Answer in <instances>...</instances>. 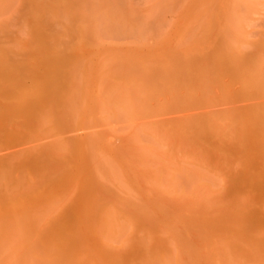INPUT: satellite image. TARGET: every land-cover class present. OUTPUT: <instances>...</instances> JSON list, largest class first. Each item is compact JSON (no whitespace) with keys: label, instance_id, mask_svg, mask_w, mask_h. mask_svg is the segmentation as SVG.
Segmentation results:
<instances>
[{"label":"rangeland","instance_id":"1","mask_svg":"<svg viewBox=\"0 0 264 264\" xmlns=\"http://www.w3.org/2000/svg\"><path fill=\"white\" fill-rule=\"evenodd\" d=\"M194 1L175 0L174 2L173 0L174 5L172 0H0V173L2 174H0V220L2 219L0 239L5 240L3 238L7 237L6 239L11 238L12 241L14 239L22 241L26 238L23 244L33 245V264H64V262L69 264L67 261H73L77 251L83 252L81 256L86 253L84 257H88L86 260L75 259L80 264L82 260L85 262L89 259L93 264H98V260H101L102 264H162L164 257L169 262L173 261L170 264H179L180 256L182 264H210L219 259L220 264H264V258L259 254L245 255L253 249L251 247L253 245L264 248V237H262L264 236L262 232L264 230V114L260 112V108L251 106L259 104V101L264 99V79L258 81L256 75L257 77H253V80L246 79L250 84L246 86V81L244 85L242 84V74L234 78L219 67H215L216 58L220 57L218 54H224L227 49L228 51H225L227 54L231 50H236L231 55L232 65L236 56L248 57L247 64L251 69L256 72L261 68L264 69V54L261 53L262 50L260 52L257 50L260 46V48L264 47V0H223L222 7L219 9L227 8L226 10L232 11L227 14H215L216 9L213 5L218 8L217 4L220 2L212 1L211 5L202 7L204 5L200 6L197 1L198 6L194 3L198 7L196 8L192 5ZM209 6H212V9ZM109 26L111 28L108 29ZM234 39L239 42L234 44ZM217 41L220 42L219 45ZM217 49L222 52L220 53ZM216 51L219 53L217 54ZM212 63L215 64L212 65ZM147 76H150V79ZM210 77L213 79H209ZM101 81L103 86L100 84ZM127 86L131 91H127ZM114 88H116L115 91H113ZM102 89L105 91L104 94ZM238 90L239 92L242 90L257 92L261 99H238L233 94V91L238 92ZM115 95H119L120 98L115 99ZM105 96L109 98L106 103ZM66 97L70 101L68 104ZM110 98H112L111 101ZM119 99L124 100L123 103L128 102L124 103L125 108ZM115 100H118L122 106L120 104V107ZM116 104L122 108H119V112L115 111L118 108ZM67 105L71 108L70 111L65 109ZM102 106L106 108L103 109ZM101 108L106 110L105 113ZM249 108L252 119H261L258 123L259 131L256 133L246 122L237 120L233 125L231 121L228 122L230 119L228 112ZM49 111L53 114L52 116ZM40 116L47 118V121L43 118L46 123L49 122V124L45 123L46 127ZM69 117L70 121L67 120ZM88 121L91 122L88 123ZM155 127L158 132L153 129ZM55 139L61 148L55 147ZM87 141L91 144L88 142L89 144L86 145ZM166 141L172 144L169 146ZM182 141L183 143L180 144ZM188 142L193 143L189 147L193 146L195 148L193 152L201 158L203 154L208 153L205 154L208 156L204 155L203 159L199 156L200 160L204 161L203 166L200 161H196L195 156L198 158V155L191 152L193 148H187ZM201 145L209 150L205 151L204 147H200ZM239 149L241 152L238 151ZM154 152L156 153L153 154ZM146 154L150 155L146 156ZM89 155L95 156L96 159L102 158L103 163L99 160L100 166H93L91 158H88ZM83 156H86L88 160H84ZM225 157L226 160H224ZM146 159L153 162H147ZM144 161L147 163L145 170L143 169ZM61 163H66L63 164L64 169ZM138 163H141V167ZM148 163L151 164L153 172L149 171L151 168ZM61 169L70 172H66V175ZM91 169H95V172L90 171ZM113 169L114 171H111ZM143 170L148 172L145 173ZM214 170L219 174H215ZM224 170L226 171L223 174ZM149 172H151L150 175H148ZM70 173L72 178L75 176L72 179L74 189L71 185ZM221 173L225 177L224 181ZM18 175L20 178L17 177ZM145 177L147 179L149 177L150 181ZM215 177L216 183L223 181V185L218 186V184V187H213L216 185ZM219 178L221 180L217 181ZM65 181H69V184ZM74 181L77 183L73 184ZM225 181L227 183L224 185ZM12 185L13 189H11ZM149 185L153 186L152 193L154 191L159 193L163 203L157 200V192L155 193L157 197L150 193L152 189ZM65 186L67 187L64 188ZM120 187H124L125 190ZM198 187L204 189L209 187L210 190L203 189L204 196L200 200L192 201L197 191L203 192ZM7 188H10L12 192L10 193ZM60 188L61 191L65 189L64 194L68 188L72 189L67 191L69 200V197L65 199L67 193L57 195L56 192ZM53 190L55 191L52 192ZM61 191H58V194ZM217 191L219 192L216 193ZM61 195L64 198H61ZM162 195L164 197H161ZM237 196L243 200H239ZM53 198L60 199L59 206H63L58 209L59 211L56 210L58 211L56 214L48 212L50 214L44 215L46 218H40L46 222L43 228L44 222L42 220L39 222V216L37 217L36 214L39 215L40 210L47 208L46 205H49ZM214 199H216L214 203L218 204L217 212L207 213V208L212 210L207 201L213 202ZM244 200L246 205H243ZM238 202H240L239 205ZM40 203L42 205L47 203L46 207L41 209ZM64 203L69 204L65 206ZM170 205L178 210H174ZM64 207L67 212H61L65 216L68 214L66 221L62 218L64 216L60 217L62 214L57 216ZM109 207L113 209L112 212L106 210L110 209ZM30 209H33L32 218H29V212L26 213ZM132 210L146 220L140 219L139 215L137 217ZM179 210L183 211L179 213ZM80 213L81 216H79ZM92 213L93 216H89ZM108 213L113 215L119 227L126 228L124 223L128 227L127 231H122L123 229L117 231V236H120L117 239L114 235L116 238V240L113 238L114 242H110L112 239L109 242L106 240L113 246L110 248V253L107 248L109 246L105 248L106 241L104 246L100 241L101 238L96 234L98 232L95 231L103 224L104 215ZM229 213L232 215L230 216ZM15 215H19L17 221L14 219ZM86 215H88L87 218L84 217ZM54 218L62 222L59 224L62 225L61 229L66 226V229L63 228L66 233L61 231L65 234L57 232L60 227H55L57 229L55 231L54 225L57 223H54L57 219ZM196 218L202 222L196 220L198 224L192 223ZM3 219L7 222V230L1 225H4ZM9 219L10 221H7ZM12 220L15 221L12 222ZM52 221L54 225L50 224ZM34 222L42 224L41 227L34 224L41 229L34 230ZM100 223L102 224L99 225ZM190 223L194 225V228ZM203 223H208L216 230H213L211 234L210 230H205ZM229 223L235 224L233 225L236 231L234 232L235 240L223 239V247L220 244L214 245L216 252L208 241L221 234L220 228L223 229ZM22 224H26L23 233L27 237L19 240L21 236L17 228V233L14 232L15 227L11 236L8 235L9 230L12 229L11 226L20 227L21 231ZM157 226H160L166 234L165 239L163 234L160 235V227ZM186 228L190 230V233ZM199 231L201 234L210 236L207 241L208 247L207 243L197 238L198 235H191ZM100 233L101 231L98 235ZM138 233L142 236H138ZM15 234H19L20 237L13 238ZM74 238L84 241L82 244L85 249L78 248L80 245L76 246ZM168 239H170L169 244H167ZM79 240L76 242L80 244ZM64 242L67 245L65 250L69 249L68 253L71 252L70 248L73 250V253L69 254L73 256V259L67 253L61 254L65 252ZM141 242L145 243L146 250H150H148L149 257L146 254L143 255L147 252H144V247L141 248ZM241 242L242 246L239 245ZM95 243L98 247H102L99 251ZM200 243L205 245H198ZM249 243L254 244L250 246ZM86 244L91 246L87 247ZM42 245L44 248L53 247L56 250L51 252L50 249L49 255ZM93 245L96 252L91 248ZM245 245L250 250L243 251ZM0 249L3 251L1 246ZM90 249L96 255L93 256ZM102 249L103 252H101ZM223 249H229L225 261L222 257L226 256L219 255ZM237 249L244 256L236 254ZM59 251L61 255H58ZM170 251H173L174 256ZM1 252V260L11 257L9 251L4 252V254L8 252L7 255ZM89 252L91 255L88 256ZM207 253H210L209 260H207ZM66 254L69 258H64ZM55 255L59 262L53 258ZM92 257H96V260ZM260 257L262 263L259 261Z\"/></svg>","mask_w":264,"mask_h":264},{"label":"bare ground","instance_id":"2","mask_svg":"<svg viewBox=\"0 0 264 264\" xmlns=\"http://www.w3.org/2000/svg\"><path fill=\"white\" fill-rule=\"evenodd\" d=\"M13 1H14V0H13ZM187 1H188V0H187ZM187 1L185 0V2H187ZM190 1L192 2V1H194V0H190ZM197 1H199L200 6H201V5H204V6H202V7H205V5H206V6H207V5H211L212 3H210V2H212V1H214V2L217 1L218 3L220 2V4H217L218 8H217L216 6L213 5V8L216 9V10L214 11L215 14H216V13L227 14V13H230L229 11H231L230 9L226 10L227 8H226L225 10H224V9H223V10L219 9V7H220V8L222 7V5H221L222 3H221V2H222L223 0H196V2H197ZM174 2H175V0H174ZM174 2H173V0H172V4H174ZM178 2H179V1H178ZM178 2H177V3H178ZM191 2H190V4H191ZM196 2L194 1L192 5L195 6L196 8H198V7H197L198 4H197ZM194 3H196L197 6H196ZM183 4H184V3H183ZM183 4H182V5H183ZM190 4H189V5H190ZM174 5H175V4H174ZM187 5H188V4H187ZM189 5H188V6H189ZM192 5H191V6H192ZM236 5H237V4H236ZM10 6H11V4H10ZM10 6L8 7V11H9ZM209 7H211V9H212V6H209ZM179 8H181V6H180ZM189 8H190V7H189ZM189 8H188V9H189ZM3 9H4V8H3ZM74 9H75V8H74ZM211 9H209V10H211ZM4 11H6V10H4ZM84 11H85V10H84ZM187 11H188V10H187ZM86 12H87V11H86ZM188 12H189V11H188ZM192 12H193V10H192ZM231 12H232V11H231ZM72 13H73V12H72ZM2 14H3V13H2ZM189 14H190V13H189ZM191 14H192V13H191ZM221 14H220V15H221ZM0 15H1V14H0ZM181 15H182V14H181ZM192 15H193V14H192ZM193 16H194V15H193ZM125 18H126V16H125ZM181 18H182V17H181ZM213 18H214V17H213ZM43 19H46V18H43ZM83 19H84V18H83ZM40 20H41V19H40ZM86 20H87V19H86ZM121 20H122V19H121ZM182 20H183V18H182ZM184 20H185V19H184ZM87 22H88V21H87ZM24 23H25V22H24ZM37 23H39V22H37ZM52 24H53V23H52ZM54 24H55V23H54ZM22 25H23V24H22ZM44 25H46V24H44ZM100 26H101V25H100ZM22 27H23V26H22ZM109 28H111V27L109 26L108 29H109ZM49 29H50V28H49ZM112 29H113V28H112ZM53 31H54V28H53ZM58 31H60L59 28H58ZM108 31H109V30H108ZM97 32H98V30H97ZM119 32H120V31H119ZM119 32H118V33H119ZM103 33H104V32H103ZM110 33H111V32H110ZM61 34H62V33H61ZM96 34H98V33H96ZM96 34H95V35H96ZM228 37H229V36H228ZM229 38H230V37H229ZM51 40H52V39H51ZM238 42H239V41H235V39H234V44H237ZM232 43H233V42H232ZM219 44H220V42L218 43V41H217V45H219ZM50 45H51V42H50ZM258 46H260V44H259ZM229 47H230V46H229ZM229 47H226V48L230 49ZM256 47H257V46H256ZM260 47H261V46H260ZM260 47H258L257 50H258L259 52L262 50L261 53L264 54V47H262V48H260ZM213 48H214V47H213ZM250 48H251V47H250ZM250 48H249V49H250ZM219 49H221V48H219ZM212 50H215V49H212ZM221 50H222V49H221ZM221 50H218V49H217V51H219L220 53L222 52ZM217 51H216V53L218 54L219 52H217ZM225 51H228V50L226 49ZM225 51H224V54H222V55H219V54H218V56H220V57H217V55H216V57H217V58H216V60H217V61H216L217 64L215 65V67H219V68H220L221 70H223L225 73L231 74L232 77H234V76L237 77L238 75L240 76V75L242 74V75H241V77H242V80H241V81H242V84H243V85H244V82L246 81V79L249 80V78L252 79L253 77L256 78V77L258 76V77H257V78H258V81H260V80L262 81V79H264V69L261 68L260 71L258 70L257 72H256V70L251 69V68H250V65L247 64L248 57H239V56H236V57H235L236 59L234 60L233 65H232V64H231V62H232V61H231V55H233V54L236 52V50H234V51L231 50L232 52L230 51V53H228V54H227V52H225ZM258 51H257V52H258ZM239 52H240V51H239ZM239 52H238V53H239ZM249 52H251V51H249ZM253 52H254V50H253ZM209 53H210V52H209ZM251 53H252V52H251ZM251 53H247V54H251ZM245 54H246V53H245ZM248 56H249V55H248ZM214 59H215V58H214ZM81 61H82V60H81ZM192 61H193V60H192ZM208 63H210V62H208ZM78 64H82V63H81V62H78ZM205 64H207V62H206ZM214 64H215V63H214ZM214 64L212 63V65H214ZM251 64H252V63H251ZM122 65H124V64H122ZM122 65H121V66H122ZM201 65H202V64H201ZM203 65H204V64H203ZM210 65H211V64H210ZM119 66H120V65H119ZM54 67H55V66H54ZM205 67H207V66H205ZM222 67H223L224 69H223ZM251 67H252V65H251ZM130 68H131V67H130ZM203 68H204V66H203ZM208 68H210V67H208ZM19 69H20V68H19ZM19 69H18V71H19ZM54 69H55V68H54ZM74 69H75V68H73V71H74ZM76 69H77V68H76ZM124 69L126 70L125 66H124ZM124 69H123V71H124ZM121 70H122V68H121ZM204 70H207V69H204ZM211 70H212V69H211ZM22 71H23V69H22ZM208 71H209V69L207 70V72H208ZM74 72H75V71H74ZM210 72H211V71H210ZM76 73H77V71H76ZM126 73H127V72H126ZM134 73H135V72H133V74H134ZM74 74H75V73H74ZM135 74H136V73H135ZM129 75H130V74H129ZM136 75H138V73H137ZM159 75H160V72H159ZM170 75H171V74H170ZM256 75H257V76H256ZM205 76H207V75H205ZM255 76H256V77H255ZM73 77H74V76H73ZM75 77H78V76L75 75ZM136 77H137V76H136ZM149 77H150V76H149ZM149 77L147 76V78H149ZM207 77H208V76H207ZM235 77H234V78H235ZM103 79H104V78H103ZM149 79H150V78H149ZM194 79H195V78H194ZM205 79H207V78L205 77ZM209 79H213V78L210 77ZM243 79H244V80H243ZM77 80H78V78H77ZM98 80H99V79H98ZM100 80H102V79H100ZM141 80H142V78H141ZM146 80H148V79H146ZM224 80H225V79H224ZM248 80H247V81H248ZM252 80H253V79H252ZM79 81H80V80H79ZM204 81H205V80H204ZM212 81H213V80H212ZM247 81H246L247 84H245L246 86H247V85H250ZM250 81H251V80H250ZM250 81H249V82H250ZM72 82H73V81H72ZM142 82H143V81H142ZM13 83H14V82H13ZM75 83H77V81H76ZM75 83H74V84H75ZM79 83H80V82H79ZM104 83H105V81H104ZM257 83H258V82H257ZM100 84H102V81L100 82ZM103 85H104V84H102V86H103ZM251 85H252V84H251ZM246 86H245V87H246ZM4 87H5V86H4ZM117 87H118V86H117ZM117 87H116V88H117ZM127 87H128V86H127ZM127 87H126V89H127ZM242 87H243V86H242ZM101 88H102V87H101ZM116 88H114L113 91H115ZM239 88H240V87H239ZM239 88H238V89H239ZM119 89H120V88H119ZM121 89H122V88H121ZM248 89H249V88H248ZM98 90H99V89H98ZM128 90L131 91V90L129 89V87H128L127 91H128ZM7 91H8V90H7ZM102 91H103V94H104V92H105L104 89H102ZM109 91H110V90H109ZM122 91H124V90H122ZM127 91H124V92H127ZM238 92H239V90H238ZM238 92L233 91L234 96H235L236 98H238V99L255 98V99L257 100V99L260 98V96H259V94H257V92H253V91H250V90H244V91L242 90V91H240L239 93H238ZM112 93H113V92H112ZM117 93H118V92H117ZM121 93H122V92H121ZM128 93H130V92H128ZM230 93H231V91H230ZM261 93H262V92H261ZM25 94H27V92H26ZM75 95H76V94H75ZM108 95H110V94H108ZM119 95H120V94H119ZM119 95H118V96L115 95L116 97L114 96V98L116 99L117 97H119ZM123 95L126 96L125 93H123ZM130 95H131V93H130ZM132 95H133V94H132ZM19 96H20V95H19ZM77 96H78V95H77ZM100 96H101V95H100ZM121 96H122V94H121ZM134 96H135V95H134ZM52 97H53V96H52ZM106 97H108V96H105V98H106ZM122 97H123V96H122ZM136 97H137V95H136ZM136 97H135V98H136ZM241 97H242V98H241ZM53 98H54V97H53ZM66 98H68V97H66ZM75 98H76V97H74V99H75ZM112 98H113V97H112ZM112 98H110V101H111ZM119 98H120V97H119ZM123 98H125V97H123ZM123 98H122V99H123ZM71 99H72V98H71ZM108 99H109V98H108ZM108 99L106 98V100H104V98H103V100L105 101V103L107 102ZM137 99H138V98H137ZM260 99H261V98H260ZM76 100H77V99H76ZM78 100H79V99H78ZM119 100H120V99H119ZM256 100H255V101H256ZM65 101H66V100H65ZM72 101H73V100H72ZM115 101H116V103L119 104L118 100H115ZM123 101H124V100H122V101L120 100V102H122V104H124L125 102H126V104L128 103L127 101H125V102L123 103ZM68 102L70 103L69 98L67 99V102H66V103L68 104ZM133 102H134V100H133ZM133 102H132V103H133ZM259 102H260L259 104H254V105H251V106H253V107L257 108V109L260 108V110H261L260 112H262V114H264V99H262V101L260 100ZM109 103H110V102H109ZM111 103H112V102H111ZM97 104H98V100H97ZM107 104H108V103H107ZM120 104H121V103H120ZM120 104H119V106H120ZM122 104H121V106H122ZM134 104H135V102H134ZM134 104H132V105H133L132 108L135 110V108H134ZM213 104H214V103H213ZM64 105H66V104H64ZM70 105H74V104H70ZM100 105H101V104H100ZM103 105H105V104H103ZM110 105H111V104H110ZM116 105H117V104H116ZM95 106H96V105H95ZM117 106H118V105H117ZM119 106H118L117 109H115V111H118V112H119V108L121 107V106H120V107H119ZM102 107H103V109L106 108V106H102ZM125 107H126V105L124 104V105H123V108H125ZM135 107H136V105H135ZM60 108H62V107H60ZM109 108H110V107H109ZM65 109H67V111H70L69 109H71V108H68V105H67V106L65 107ZM101 109H102V108H101ZM103 109H102V110H103ZM120 109H122V108H120ZM127 109H128V108H127ZM127 109H126V110H127ZM107 110H108V109H107ZM236 110H237V109H236ZM236 110H235V111H232V112H228L229 114L227 113L228 116H229V118H230L228 122L231 121V122H232L231 125L235 124V122L238 120L239 122H240V121H242V122H246V124H248V125L250 126V128L253 130V132L256 133L257 131H259V130H258V123H259V121H260L261 119H252L251 116H250V111H251L250 108H249V109H239V111H238V110L236 111ZM252 110H253V109H252ZM67 111H66V112H67ZM103 111H104V110H103ZM105 111H106V110H105ZM105 111H104V113H105ZM219 111H221V109H219ZM258 111H259V110H258ZM47 112H48V111H47ZM59 112L61 113V111H59ZM74 112H75V111H74ZM120 112H121V111H120ZM49 113L51 114V116L53 115L50 111H49ZM106 113H107V112H106ZM42 114H43V113H42ZM42 114H41V115H42ZM44 115H45V114H44ZM44 115H42V116H44ZM119 115H120V114H118V116H119ZM125 115H126V114H125ZM47 116H49V114H47ZM64 116H66V114H65ZM71 116H72V114H71ZM122 116H124V115H122ZM122 116H121V117H122ZM228 116H227V117H228ZM40 117H41V116H40ZM49 117H50V116H49ZM49 117H48V119H49ZM72 117H73V116H72ZM43 118H44V117H41L40 119L44 121L43 123H44V126H45V123H46V121H47V118H44V119H46V121H45ZM38 119H39V118H38ZM68 119L71 120L70 117L67 118V120H68ZM41 120H39V121H40V124H41ZM50 120H51V119H50ZM70 120H68V121H70ZM89 120H90V119H89ZM35 121H36V120H35ZM212 121H214V120H212ZM90 122H91V121H88V123H90ZM160 122H162V121H160ZM47 123L49 124V122H47ZM47 123H46V124H47ZM72 124H73V123H72ZM213 124H214V123H213ZM227 124H228V123H227ZM256 124H257V125H256ZM67 125H69V124L67 123ZM70 125H71V124H70ZM70 125H69V127H70ZM165 125H166V124H165ZM172 125H173V124H172ZM4 126H5V125H4ZM46 126H47V125H46ZM46 126H45V127H46ZM71 126H72V125H71ZM84 126H86V125H84ZM89 126H91V125H89ZM220 126H221V125H220ZM225 126H226V125H225ZM6 127H7V126H6ZM13 127H14V126H13ZM67 127H68V126H67ZM150 127H151V126H150ZM7 128H8V127H7ZM72 128H73V126H72ZM146 128H147V127H146ZM14 129H15V128H14ZM38 129H39V128H38ZM153 129H154L156 132H158V130H157L156 127L153 128ZM229 129H230V128H229ZM22 130H23V129H22ZM159 130H161V129L159 128ZM23 131H24V130H23ZM67 131H68V130H67ZM69 131H71V130H69ZM69 131H68V132H69ZM140 131H141V130H140ZM168 131H169V130H168ZM39 132H40V131H39ZM176 132H177V131H176ZM42 133H44V132H42ZM47 133H50V132H47ZM154 133H155V132H154ZM173 133H174V132H173ZM211 133H212V132H211ZM220 133H221V132H220ZM44 134H45V133H44ZM59 134H60V133H59ZM61 134H62V133H61ZM61 134H60V135H61ZM137 134H138V133H137ZM43 136H44V135H43ZM164 136H165V135H164ZM189 136L192 138L191 135H189ZM19 137H20V136H19ZM48 137H49V136H48ZM71 137H72V136H71ZM56 138H57V137H56ZM65 138H66V136H65ZM65 138H64V139H65ZM167 138H168V137H167ZM69 139H70V138H69ZM72 139L74 140V138H72ZM82 139H83V138H82ZM57 140H58V139H57ZM59 140H60V139H59ZM65 140H67V138H66ZM73 140H72V141H73ZM69 141H70V140H69ZM161 141H163V140L161 139ZM177 141H178V140H177ZM55 142H56V139H55ZM88 142H89V141H87L86 145L90 143V142H89V143H88ZM56 143H57V144H56ZM56 143H54V144L56 145L55 147L58 146V147H57L58 149L61 148V147H60L61 145H58L59 142L57 141ZM166 143L169 144V146H170V144H172V142L170 143V141H169V142L166 141ZM181 143H183V141L180 142V144H181ZM212 143H213V142H212ZM60 144H61V143H60ZM90 144H91V143H90ZM164 144H165V143H164ZM192 144H193V143H192ZM192 144H190V143L188 142V146H187V148H190V149L193 148V146H192V147H189V145L191 146ZM233 144H234V143H233ZM184 145H185V144H183V147L186 148V145H185V146H184ZM83 146H84V145H83ZM177 147H178V146H177V144H176V148H177ZM200 147H204V146L201 145ZM42 148H43V147H42ZM57 148H56V149H57ZM154 148H155V147H154ZM181 148H182V147H181ZM185 148H183V149H185ZM58 149H57V150H58ZM151 149H153V148H150V150H151ZM178 149H179V148H178ZM194 149H195V148L191 149V150H192L191 152H193ZM201 149H202V148H201ZM204 149H205V147H204ZM232 149H233V148H232ZM0 150H1V149H0ZM57 150H56V153L58 152ZM153 150H154V149H153ZM153 150H152V151H153ZM158 150H159V149H158ZM158 150H157V151H158ZM187 150H188V149H187ZM207 150H209V149H205V151H207ZM233 150H234V149H233ZM43 151H44V148H43ZM59 151H61V150H59ZM145 151H146V149H145ZM147 151H149V150H147ZM155 151H156V149H155ZM238 151L241 152L240 149H239ZM196 152H197V150H196ZM59 153H63V152H59ZM146 153H147V152H146ZM150 153H151V152H150ZM155 153H156V152H154L153 154H155ZM193 153H194V152H193ZM198 153H199V152H198ZM18 154L20 155V153H18ZM151 154H152V153H151ZM194 154H195V153H194ZM200 154H201V151H200ZM205 154H208V153H205ZM205 154H203V156H204ZM149 155H150V154H148V155L146 154V156H149ZM156 155H158V153H157ZM195 155H198V154L196 153ZM90 156H91V157H90ZM140 156H141V155H140ZM199 156H200V155H198V158H196V156H195V159H197V160H196L197 162L200 161L201 164H202L201 166H203V162H204V161L202 162V161L200 160L201 156H200V158H199ZM203 156H202L201 159H203ZM205 156H208V155H205ZM212 156H213V154H212ZM221 156H223V155H221ZM81 157H82V156H81ZM83 157H84V156H83ZM85 157H86V156H85ZM85 157H84V158H85ZM87 157H88V156H87ZM193 157H194V155H193ZM213 157H214V156H213ZM219 157H220V156H218V158H219ZM68 158H69V157H68ZM84 158H83V159H84ZM88 158H91L90 160H91L92 163H93L92 165L95 166V167H97L98 165L100 166V164L98 163L99 160H100V161H99L100 163H101V160H102V163H103V159H102L101 157H100L101 159H99V157H98V159H96L95 156L92 157V155H89ZM88 158H87V159L85 158L84 160H88ZM142 158H143V157H142ZM142 158H141V159H142ZM214 158H216V157H214ZM214 158H213V159H214ZM222 158H223V157H222ZM83 159H82V160H83ZM94 159H95V160H94ZM191 159H193V158H191ZM220 159H221V158H220ZM229 159H230V158H229ZM11 160H12V159H11ZM11 160H10V161H11ZM13 160H14V159H13ZM69 160H70V159H69ZM82 160H81V161H82ZM96 160H97V161H96ZM146 160H148L147 162L150 161V163L153 162V161H151V160H149V159H146ZM204 160H205V161H210V160H212V159H210V160L204 159ZM224 160H226V157H225ZM230 160L232 161V159H230ZM230 160H228V161H230ZM46 161H47V160H46ZM71 161H72V160H71ZM95 161H96V162H95ZM106 161H107V159H106ZM106 161H105V162H106ZM111 161H112V160H111ZM136 161H138V160H136ZM60 162H61V161H59V163H60ZM74 162H76V161H74ZM77 162H78V161H77ZM142 162H143V161H141V163H142ZM215 162H217V161H215ZM224 162H225V161H224ZM49 163H50V162H49ZM70 163H71V162H70ZM95 163H96L97 165H95ZM115 163H116V162H115ZM115 163H113V164H115ZM141 163H140V164H141ZM150 163H148V166L150 165L149 167L151 168L149 171L153 172V171H152L153 168L151 167V164H150ZM206 163H207V162H206ZM211 163H212V162H211ZM220 163H222V162H220ZM235 163H236V162H235ZM10 164H11V162H10ZM57 164H58V163H57ZM61 164L63 165V164H66V163H61ZM138 164H139V163H138ZM140 164H139V165H140ZM146 164H147V163L144 161V163H143V166L145 165L144 168H143V166H142V168H143L144 170H145ZM213 164H214V163H213ZM59 165H60V164H59ZM104 165H105V164H103V166H104ZM106 165H107V164H106ZM139 165H138V167H139ZM198 165H200V164H198ZM211 165H212V164H211ZM228 165H229V164H228ZM235 165H236V164H235ZM66 166H67V165H66ZM66 166H65V169H67ZM101 166H102V165H101ZM107 166H108V165H107ZM153 166H154V165H153ZM205 166H207V165H205ZM78 167H79V166H78ZM104 167H106V166H104ZM115 167L117 168V166H115ZM140 167H141V165H140ZM140 167H139V168H140ZM235 167H236V166H235ZM235 167H234V169H235ZM61 168H62V166H61ZM98 168H99V167H98ZM100 168H103V167H100ZM139 168H136V169H139ZM142 168H141V169H142ZM215 168H216V167H215ZM228 168H229V166H228ZM10 169H11V168H10ZM58 169H60V168H58ZM63 169H64V165H63ZM70 169H71V168H70ZM79 169H80V168H79ZM111 169H112V168H111ZM114 169H115V168H114ZM114 169L111 170V171H114ZM223 169H224V166H223ZM236 169H237V168H236ZM75 170H76V169H75ZM92 170L94 171L95 169H91L90 171H92ZM139 170H140V169H139ZM139 170H138V171H139ZM144 170H143V172H145V173L148 172V171H144ZM147 170H148V169H147ZM209 170H210V168H209ZM212 170H213V168H212ZM59 171H60V170H59ZM61 171H63V170L61 169ZM68 171H69V170H68ZM68 171L65 170V171H63V173H64V172H65V173H66V172L68 173ZM81 171H82V170H81ZM85 171H86V170H85ZM98 171H99V170H98ZM140 171H141V170H140ZM167 171H168V170H167ZM170 171H171V170H170ZM181 171H183V169H182ZM214 171L216 172V170H214ZM217 171H219V170H217ZM220 171H222V169H221ZM225 171H226V170H224L222 173L224 174ZM2 172H3V171H2ZM10 172H11V171H10ZM69 172H70V171H69ZM74 172H76V171H74ZM78 172H79V171H77V173H78ZM88 172H89V171H88ZM94 172H95V171H94ZM115 172H116V170H115ZM151 172H149L148 175H150ZM157 172H158V171H157ZM47 173H48V172H47ZM67 173H66V175H67ZM83 173H84V172H83ZM85 173H86V172H85ZM96 173H97V172H96ZM155 173H156V171H155ZM212 173H213V171H212ZM222 173H221L220 175H223ZM0 174H1V173H0ZM19 174H20V173H19ZM57 174H59V173H57ZM100 174H101V173H99V175H100ZM112 174H113V173H112ZM164 174H165V173H164ZM190 174H192V172H191ZM215 174H219V172H218V173L216 172ZM1 175H2V174H1ZM28 175H29V174H28ZM78 175H79V174H78ZM83 175H84V174H83ZM155 175H156V174H154V176H155ZM208 175H209V174H208ZM220 175H219V177H221ZM21 176H23V175H21ZM63 176H64V174H63ZM69 176H71V173H70ZM156 176H157V175H156ZM165 176H166V175H165ZM165 176H164V177H165ZM209 176H210V175H209ZM211 176H213V175H211ZM9 177H10V176H9ZM17 177L20 178L19 175H18ZM17 177H16V178H17ZM23 177H24V176H23ZM74 177H75V176H73V178H72V176H71V185H72V179H74ZM97 177H98V176H97ZM141 177H142V176H141ZM54 178H55V176H54ZM62 178H63V177H62ZM65 178H67V177H65ZM68 178H69V180H70V177H68ZM78 178H79V177H78ZM78 178H76V180H78ZM145 178H146V177H145ZM60 179H61V178H60ZM92 179H93V178H92ZM96 179H97V178H96ZM146 179H147V178H146ZM215 179H217V178L215 177L214 180H215ZM222 179H223V181L225 180L224 175L222 176ZM53 180H54V179H53ZM57 180H58V179H57ZM79 180H80V179H79ZM79 180H78V181H79ZM138 180H140V179L138 178ZM141 180H142V179H141ZM147 180L150 181L149 177H148ZM214 180H213V181H214ZM220 180H221V179L219 178V180H217V181H220ZM7 181H8V180H7ZM15 181H16V180H15ZM223 181L220 182V183H216V180H215L216 185L213 184V185H214L213 187H218V186H220V185L223 183ZM19 182H20V181H19ZM19 182H18V183H19ZM41 182H43V181H41ZM54 182H55V181H54ZM65 182H66V181H65ZM75 182L77 183V181H74L73 184H75ZM142 182H143V181H142ZM20 183H21V182H20ZM66 183L69 184V181L66 182ZM66 183H65L64 185H66ZM139 183H140V182H139ZM145 183H146V182H145ZM226 183H227V182L225 181L224 185H225ZM10 184H11V183H10ZM10 184H9V185H10ZM38 184H39V182H38ZM78 184H79V183H78ZM92 184H93V183H92ZM140 184H141V183H140ZM140 184H139V185H140ZM218 184H219V185H218ZM9 185H8V186H9ZM13 185H15V184L13 183ZM13 185H12V186H13ZM21 185L23 186V184H21ZM56 185H57V184H56ZM124 185H126V184H124ZM143 185H146V184H143ZM217 185H218V186H217ZM222 185H223V184H222ZM6 186H7V185H6ZM35 186H36V185H35ZM67 186H68L69 188H71L70 185H67ZM67 186H65L64 188H66ZM121 186H122V185H121ZM226 186H227V185H226ZM56 187H57V186H56ZM60 187H61V186H60ZM62 187H63V186H62ZM72 187H73V189H74V186H73V185H72ZM143 187H144V186H143ZM149 187H151V185H149ZM149 187H147L148 189H147V188H146V189L150 191V188H149ZM152 187H153V186H152ZM152 187H151V189H152ZM222 187H224V186H222ZM222 187H221V188H222ZM13 188H14V186H13L11 189H13ZM21 188H22V187H21ZM21 188H20V189H21ZM28 188H30V187H28ZM69 188H68V190H67V189H66V190H67V191L72 190V189H69ZM95 188H98V187H95ZM120 188H122V187H120ZM123 188H124V187H123ZM123 188H122V189H123ZM125 188H126V187H125ZM144 188H145V187H144ZM5 189H6V187H5ZM8 189L10 190V193H11V192H12L11 189H10V188H7V190H8ZM26 189H27V188H26ZM93 189H94V188H93ZM129 189H130V188H129ZM142 189H143V188H142ZM186 189H187V187H186ZM198 189H202L203 192H201V191H197V193L194 194V196H195V195H196V196L192 198V201H193V200H200V199L204 196L203 193H205V191H204L205 189H207L208 191L210 190L209 187H208V188H205V189H204V188H199V187H198ZM203 189H204V190H203ZM48 190H49V189H48ZM63 190H65V189H63ZM63 190L61 191V188H60V189L58 190V191H61V192H59V194H58V191L56 190V191H57V192H56L57 195L60 196V193H63ZM96 190H97V189H96ZM123 190H125V189H123ZM147 190H145V191H147ZM221 190H222V189H220V191H221ZM54 191H55V190H53L52 192H54ZM67 191H66V193H67ZM74 191H75V190H74ZM16 192H17V191H16ZM25 192H26V191H25ZM28 192H29V191H28ZM52 192H51V194H53ZM64 192H65V191H64ZM152 192H153V189H152V191H151L150 193H152ZM156 192H157V191H154V193H152V194H153V196H155V197L158 196V197H157V198H158L157 200H160V198H159L160 195H159L158 192H157V193H156ZM190 192H192V191H190ZM195 192H196V190H195ZM218 192H219V191H217L216 193H218ZM49 193H50V192H49ZM66 193H65V194L63 193V195H66ZM148 193H149V192H148ZM148 193H147V194H148ZM155 193L158 194V195L156 196ZM193 193H194V192H193ZM16 194H17V193H16ZM25 194H26V193H25ZM152 194H151V195H152ZM189 194H190V193H189ZM13 195H14V194H13ZM63 195H61V198H64V197H62ZM67 195H68V196H67ZM67 195H66L65 199H66L67 197H69V192L67 193ZM71 195H73L72 197H74L73 192H71ZM50 196H51V195H50ZM59 196H58V197H59ZM47 197H49V196H47ZM56 197H57V196H56ZM140 197H142V196H140ZM151 197H152V196H151ZM155 197H154V198H155ZM161 197H164V195H162ZM184 197H185V196H184ZM237 197H238V196H237ZM136 198H138V197H136ZM233 198H234V196H233ZM235 198H236V197H235ZM238 198H239V197H238ZM29 199H30V198H29ZM69 199H70V197L68 198V200H69ZM150 199H151V198H150ZM244 199H245V197H244ZM135 200H136V199H135ZM138 200H139V198H138ZM157 200H156V201H157ZM180 200H181V199H180ZM215 200H216V199H214L213 202L210 201V200L207 201V204H209V205L212 207V210H210L209 208H207V210H208L207 213H211V214H212V212H214V211L217 212L218 204H217V203H214ZM217 200H218V199H217ZM239 200H241V198H239ZM242 200H243V199H242ZM242 200H241V201H242ZM59 201H60V199H58V198H53V199H51V202L49 203V205H48L47 203H46L47 205L45 204L46 206L49 207V209H48V207L45 208L46 206H45L44 204L42 205V204L40 203V204L42 205V206L40 205L41 209H42V207H44V206H45V207H44L45 209H44L43 211L40 210V211H42V212H41L42 214H40V211H39V215L36 214L37 217L39 216V217H38V220H39L40 218H42V217H45V216H44L45 214L47 215V214H50V213H52V212H54V213L56 214V212L59 211L58 209H59L60 207L62 208V206H63L62 204H60V205H62V206H59ZM61 201H62V200H61ZM144 201H145V200H144ZM160 201H162L161 203L164 202L162 199H161ZM183 201H184V200H183ZM188 201L190 202L189 199H188ZM236 201H237V200H236ZM26 202H27V201H26ZM66 202H67V201H66ZM167 202H169V201H167ZM177 202L179 203V201H177ZM216 202H217V201H216ZM219 202H220V200H219ZM223 202L225 203V201H223ZM231 202H232V201H231ZM244 202H245V200L243 201V205H246V203H244ZM138 203H139V201H138ZM144 203H146V202H144ZM144 203H143V204H144ZM165 203H166V201H165ZM165 203H164V205H165ZM239 203H240V202H238L237 204L239 205ZM28 204H29V203H28ZM32 204H33V203H32ZM64 204H65V206H66L67 203H64ZM68 204H69V203H68ZM68 204H67V206H68ZM71 204H72V203H71ZM71 204H70V206L73 205V204H72V205H71ZM146 204H147V203H146ZM237 204H235V205L237 206ZM231 205H232V203H231ZM233 205H234V204H233ZM30 206H31V205H30ZM236 206H235V207H236ZM27 207H28V206H27ZM40 207H39V208H40ZM170 207H171V205H170ZM170 207H169V208H170ZM172 207L174 208L175 206H172ZM172 207H171V208H172ZM245 207H246V206H245ZM245 207H244V208H245ZM31 208H32V207H31ZM86 208H87V207H86ZM109 208H110V209H106V210H107L108 212H109V211L112 212L113 209H112L111 207H109ZM232 208H233V206H232ZM18 209H19V208H18ZM24 209H25V207H24ZM47 209H48L49 211H47ZM133 209H134V208H133ZM135 209H136V208H135ZM189 209H190V207H189ZM241 209H242V207H241ZM245 209L247 210V208H245ZM245 209H244V211H246ZM37 210H38V209H37ZM56 210H58V211H56ZM71 210H72V209H71ZM79 210H80V209H79ZM145 210H146V209H145ZM171 210H172V209H171ZM174 210H178V209H175V208H174ZM183 210H184V209H183ZM183 210H182V211H183ZM16 211H17V210H16ZM18 211H19V210H18ZM61 211H63V213H64V211L67 212L66 207H64V210H63V209L60 210V214L58 213L57 216H60V215L62 214ZM83 211H85V210H83ZM180 211H181V210H179V213H180ZM182 211H181V212H182ZM25 212H26V211H25ZM28 212H29V218H32V217H33V209L28 210L26 213L28 214ZM48 212H50V213H48ZM68 212H69V211H68ZM132 212H133V210H132ZM134 212H135V211H134ZM134 212H133V213H134ZM137 212H138V211H137ZM186 212H187V210H186ZM188 212H189V211H188ZM216 212H215V214H216ZM232 212H233V211H232ZM22 213H23V212H22ZM36 213H37V212H36ZM88 213H89V212H88ZM93 213H94V212H93ZM93 213H92V215H89V216H93ZM133 213H132V214H133ZM170 213H171V212H170ZM172 213L175 215L174 212H172ZM17 214H19V213H17ZM23 214H24V213H23ZM65 214H66V213H65ZM82 214H83V213H82ZM94 214H95V213H94ZM112 214H114V213H112ZM134 214H135L136 216L139 215V214H136V212H135ZM176 214H177V212H176ZM229 214H230V216L232 215V213H229ZM95 215H96V214H95ZM177 215H178V214H177ZM181 215H182V214H181ZM5 216H6V215H5ZM15 216H16L17 218L14 217V219H16V221H17V219H19V217H18L19 215H15ZM22 216H23V215H22ZM62 216H64V217H62ZM67 216H68V214H67L66 216H65L64 214H62L60 217H62L63 220H65V218H66ZM79 216H81V213H80ZM87 216H88V215H86V216H84V217L87 218ZM114 216H115V215H114ZM139 216H140V219H142L143 216H141V215H139ZM243 216H244V215H243ZM243 216H242V217H243ZM60 217H57V218H60ZM129 217H130V216H129ZM137 217H138V216H137ZM144 217H145V216H144ZM8 218H9V217H8ZM24 218H25V217H24ZM45 218H46V217H45ZM57 218H54V219H57ZM117 218H118V217H117ZM168 218H169V217H168ZM171 218H172V217H171ZM171 218H170V219H171ZM20 219H21V217H20ZM42 219H43V218H42ZM42 219H40L39 222H42V221L44 222V220H42ZM48 219H50V217H49ZM143 219H144V218H143ZM143 219H142V220H143ZM188 219H189V218H188ZM3 220L5 221V219H3ZM21 220H22V219H21ZM41 220H42V221H41ZM52 220H53V219H52ZM60 220H61V219H60ZM66 220H67V219H66ZM66 220H65V221H66ZM115 220H116V219L113 217V215H111V213H108L107 215H104V218H103V224L100 223L99 225H101V224H102V225H101L99 228H98V227H97V228L95 227V228H96L95 231H97L98 233L101 231L100 235H98V233H96V232H95V233L97 234L98 237L101 238L100 241L103 243V245L105 246V244H106L105 248H106L107 246H109V247H107V248L109 249V253L111 252V251H110V248L113 247L111 244H108L109 240H111V239L113 240V238H115V236H116L117 239H118L120 235L117 236V231H121V230L123 229V228H121L122 226L119 227V225L115 222ZM126 220H127V219H126ZM144 220H146V219H144ZM177 220H178V218H177ZM182 220H183V219H182ZM186 220H187V219H186ZM186 220H183V221H186ZM196 220H197L198 222H202L201 220H199L198 218H196L194 221H192V223H194V224H198ZM0 221H2V219H1ZM4 221H3V223H4L5 226H4L3 224H1V225H2V227H4V228L7 230V229H8V227H7V222L5 221V222H6V223H5ZM7 221H10V219L7 220ZM13 221H15V220H12V222H13ZM36 221H37V219H36ZM50 221H51V220H50ZM53 221L55 222V220H53ZM53 221H52L50 224H53V223H54ZM57 221H58V222H57ZM57 221L54 223V224L57 223L56 225L53 224V225H54V228H55V227L58 228V227L62 226V225H59V224H62V222H59V219H57ZM65 221H63V222L66 223ZM147 221H148V220H147ZM178 221H179V220H178ZM23 222H24V221H23ZM26 222H28V220H26ZM127 222H128V221H127ZM143 222H144V221H143ZM149 222H150V221H149ZM14 223H15V222H14ZM14 223H12V225H14ZM17 223H19V222H17ZM21 223H22V222H21ZM24 223H25V222H24ZM35 223H36V225L38 224L37 222H34L33 225H34ZM45 223H46V222L43 223V224H44V227L42 226L43 228H45ZM118 223L121 224V223H122V220H121V223H120L119 221H118ZM123 223H124V222H123ZM144 223H145V222H144ZM151 223H152V221H151ZM192 223H190V224H191V226L193 227L194 225H193ZM242 223H243V222H242ZM9 224H10V223H9ZM50 224H49V225H50ZM153 224H154V223H153ZM203 224L205 225V226H203V227L205 228V230H207V231L210 230V231H211V234H212V231H213V230H214V231L216 230V229H214V227H212L211 225H208V223H207V224L203 223ZM17 225H18V224H17ZM20 225H21V224H19L18 226H20ZM22 225H23V224H22ZM25 225H26V224H25ZM25 225H23L24 227L21 226V227H22V230H21V231H20V229H21L20 227L11 226L10 228H12V229H11V231L9 230L10 233H8V235L11 234L12 230H14V227H15L14 232H15V233L18 232V233L20 234L21 238H20L19 240H21L22 237L24 238V237L26 236V235H24V233H23V232H24L23 230H25V228H26ZM36 225H34V227H35V228H33L34 230H35L36 228L41 229V228L38 227V226L40 225V223L38 224V226H36ZM41 225H42V224H41ZM41 225H40V227H41ZM49 225H48V226H49ZM129 225H130V224H129ZM147 225H148V223H147ZM233 225H235V224L229 223L228 226L225 225V227H224L223 229L220 228V232H219V233H221L222 235H221V234H218V235H216L214 238H211L210 241H208V239H209L210 236H209L208 234H207V235H206V234H201L200 231H199V232H196L197 234L194 233V234H191V235H192V236H194V235L197 236V235H198L197 238H199L200 241L203 240L205 243H207V241H208L209 245H210L211 247H213V248H215L214 245H217V244H220L221 247H223V246H224L223 239H224V240L227 239V240H230V241H231V240H232V241L235 240V239H234V232H236V231H234V226H233ZM237 225H238V224H237ZM148 226H149V225H148ZM151 226H152V225H151ZM6 227H7V228H6ZM46 227H47V226H46ZM124 227L128 228V227L126 226L125 223H124ZM131 227H132V226H131ZM157 227L159 228L160 226H157ZM172 227H173V225H172ZM187 227H188V226H187ZM4 228H3V229H4ZM16 228H17V232H16ZM19 228H20V229H19ZM43 228H42V229H43ZM56 228H55V231L57 230ZM63 228H64V226L62 227V229H61V227L58 228L57 232H59V231H60V232H61V231L65 232V231L63 230ZM126 228H124L122 231H124V230L127 231ZM160 228H161V227H160ZM160 228H159V230H160V232H161L160 235L163 234V239H165V238H164V237H165L164 235H166V234H164V231L162 230V228H161V229H160ZM179 228H180V227H179ZM193 228H194V227H193ZM197 228H198V227H197ZM199 228H200V227H199ZM199 228H198V229H199ZM46 229H47V228H46ZM51 229H53V228H51ZM59 229H61V230H59ZM64 229H66V226H65ZM171 229H172V228H171ZM186 229H187V232L190 231V230L188 231V228H186ZM200 229H201V228H200ZM237 229H238V228H237ZM239 229H241V228H239ZM47 230H48V229H47ZM141 230H142V229H141ZM222 230H223V231H222ZM7 232H8V231H7ZM42 232H43V231H42ZM63 232H61V234H62ZM217 232H218V231H217ZM241 232H242V230H241ZM262 232H264V230H262ZM65 233H66V232H65ZM65 233H63V234H65ZM123 233H124V232H123ZM166 233L168 234V232H166ZM189 233H190V232H189ZM191 233H193V231H191ZM198 233L201 234V235H199ZM19 234H18V235L15 234L13 238H15V237L18 238V237H20ZM21 234H22V235H21ZM96 234H95V235H96ZM130 234H131V233H130ZM138 234H139V233H138ZM181 234H182V233H181ZM23 235H24V236H23ZM66 235H67V234H66ZM114 235H115V236H114ZM168 235H169V234H168ZM255 235H256V233H255ZM10 236H11V235H10ZM63 236L66 237L65 235H63ZM63 236L61 235V237H63ZM80 236H81V235H80ZM80 236H78V237H80ZM138 236H142V234H141V235L139 234ZM146 236H147V234H146ZM192 236H191V238L193 239ZM259 236L261 237V235H259ZM26 237H27V236H26ZM75 237H77V236H75ZM82 237H83V236H82ZM121 237H123V236H121ZM121 237H120V238H121ZM169 237H170V235H169ZM189 237H190V236H189ZM262 237H264V236H262ZM6 238H7V237H6ZM6 238H5V237L3 238V239H5V240L0 239V240H1L0 246H1V248L3 249V251L0 249V250L2 251V252H1V251H0V252H1L2 254H4L5 251H9V254H11V257L8 258V259H2V260H1V257H2V256H1V257H0V264H33V245H31L30 243H29V244H23V243L26 242V240H27L26 238H25L24 240H22L23 242H22V241H15V239H14V241H15V242H14V241L11 240V238H8V239H6ZM91 238H93V237H91ZM240 238H241V237H240ZM74 239H75L76 246L80 245V246H78V248L81 247L80 249H83V248L85 249V247L83 246L84 244H82V243L84 242V241H83V238H81V240H82L83 242H81V241L79 240L80 238H78L77 240H76V238H74ZM145 239H146V238H145ZM170 239H171V238H170ZM170 239L167 240V242H168L167 244H169V240H170ZM41 240H42V239H41ZM65 240H67V239H65ZM78 240H79L80 244L77 243ZM102 240H103V241H102ZM106 240H107L108 242H107ZM112 240L110 241L111 243L114 242V240H113V241H112ZM115 240H116V238H115ZM146 240H147V239H146ZM146 240H145V243L147 242L146 244H148V241H146ZM195 240H196V239H195ZM38 241H39V240H38ZM42 241H43V240H42ZM67 241H68V240H67ZM71 241H72V240H71ZM76 241H77V242H76ZM105 241H106V242H105ZM191 241H192V240H191ZM196 241H199V240H196ZM39 242H40V241H39ZM65 242H66V241H65ZM65 242H64V245H65V246H64V250H65V248H66V246H67V245L65 244ZM68 242H70V240H69ZM68 242H66V243H68ZM104 242H105V244H104ZM156 242H157V244H158V241H156ZM163 242H164V241H163ZM192 242H194V241H192ZM88 243H90V242H88ZM96 243H97V242H96ZM96 243H95V244H96ZM145 243H144V242H143V243L141 242V244H142V245H141V248L144 247L145 250H144V249H142V250H144V252H145V251L147 252V253H143V255L146 254V255L148 256V250H149V249L146 250L147 247H146ZM151 243H152V241H151ZM160 243H161V242H160ZM195 243H196V242H195ZM197 243H198V242H197ZM208 243H207V247H208ZM43 244H44V243H43ZM72 244H73V243H72ZM97 244L99 245L100 243H97ZM97 244H96V247H98ZM143 244H144V245H143ZM154 244H155V242L152 244V246H153ZM249 244H250V246H251V245L254 244V243H249ZM70 245H71V244H70ZM81 245H82L83 247H82ZM110 245H111V246H110ZM139 245H140V244H139ZM150 245H151V244H150ZM196 245H197V244H196ZM198 245H205V244H203V243L201 244V243H200V244H198ZM239 245L242 246V245H243L242 242H241ZM260 245H261V244H260ZM68 246H69V243H68ZM71 246H72V245H71ZM86 246L89 247V246H91V245L88 246V245L86 244ZM104 246H103V247H104ZM156 246H157V245H156ZM162 246H164V245H162ZM168 246H169V245H168ZM42 247H43V245H42ZM69 247H70V246H69ZM94 247H95V246L93 245L91 248H93V249H94V252H96ZM164 247H165V246H164ZM251 247H253L252 250H250L249 247H246V245L243 247V248H244L243 251H245L246 249H249V250H250L249 253H246L245 255H247V254H250V255H256V254H259L262 258H264V248H259V247H257L256 245H253V246H251ZM45 248L47 249L46 251H47L48 254L51 253L52 250L55 249V248H53V247H50L51 252H49V251H50L49 247H45ZM45 248L43 247L44 251H45ZM52 248H53V249H52ZM67 248H68V247H67ZM74 248H75V247H74ZM74 248H73V249H74ZM99 248H102V247H98V250H97V251H99ZM75 249H76V248H75ZM80 249H79V250H80ZM87 249H88V248H87ZM160 249H161V248H160ZM165 249H166V247H165ZM168 249H169V248H168ZM55 250H56V249H55ZM55 250H54V251H55ZM57 250H58V249H57ZM66 250H67V249H66ZM66 250H65L64 253H61V254H64V255H65V253H67V254L69 255V254L73 253V250H71V248H70V251H71L70 253H68V250H69V249L67 250V252H66ZM77 250H78V249H77ZM77 250H76V251H77ZM171 250H173V249H171ZM211 250H212V249H211ZM215 250H216V252H217V249H216V248H215ZM228 250H229V249H223V251L221 250L220 253H219V255H221V256L225 255V256H226V255L228 254ZM74 251H75V250H74ZM103 251H104V250L102 249L101 252H103ZM149 251H150V250H149ZM237 251H238V249H237ZM62 252H63V249H62ZM90 252H91V254H93V252L91 251V249H90ZM90 252L88 253V256H89ZM170 252L172 253V256H174V255H173V254H174L173 251H170ZM208 252H209V251H208ZM210 252H211V251H210ZM41 253H42V252H41ZM57 253H58V255H61V254H59L60 251L57 252ZM76 253H77V255L74 254V255H76V257H74V260L77 259V258H79V259H77V260H81V258L84 259V260H86V259L88 258V257L85 258V257H86V256H85L86 253H84L83 256H81V254L83 253V252H81V251H77ZM7 254H8V252L5 253L4 255H7ZM43 254H44V253H43ZM67 254H66V255H67ZM91 254H90V255H91ZM103 254H104V253H103ZM231 254H232V253H231ZM236 254H240V255H242L243 253H241L240 251H238V253H236ZM49 255H50V254H49ZM58 255H57V256H58ZM68 255H67V256H64V258H65V257L69 258L70 255H69V256H68ZM94 255H96V253H94L93 256H94ZM101 255H102V254H101ZM184 255H185V254H184ZM209 255H210V253H207V254H206V256H207V260H209V259H208V256H209ZM62 256H63V255H62ZM84 256H85V257H84ZM102 256H103V255H102ZM227 256H228V255H227ZM227 256H226L225 258L222 257V258H223L222 260L225 261V259L227 258ZM231 256H232V255H231ZM242 256H244V255H242ZM55 257H56V255H55L53 258H55ZM70 257H71V256H70ZM72 257H73V256H72ZM72 257H71V258H72ZM110 257H111V255H110ZM148 257H149V256H148ZM183 257H185V256H183ZM261 257H260V260H259L260 262H261ZM3 258H5V256H4ZM64 258H62V259H64ZM89 258H90V257H89ZM92 258H94V257H92ZM98 258L100 259V257H98ZM103 258H104V257H103ZM105 258H106V257H105ZM111 258H112V257H111ZM167 258H168V257H167ZM169 258H171V257H169ZM218 258H220V256H219ZM57 259H58V258H57ZM57 259L55 258V260H56L57 262H59V259H58V260H57ZM72 259H73V258H72ZM94 259L96 260V257H95ZM163 259H164V260H163L164 262H163L162 264H167V263L170 264V263H173V261H172L173 258L170 259L172 262H169V260H167L166 257H164ZM165 259L167 260V262L165 261ZM180 259H181V256H180ZM180 259H179L178 262H179V264H182V263H180V262L182 261V259H181V260H180ZM184 259H185V258H184ZM254 259H255V258H254ZM74 260L71 261V262H69V260H68L67 262H68L69 264H80V262H78V261H76V260H75V262H74ZM84 260H82L83 262H82L81 264H93V263L91 262L92 260H90V259L87 260V261H85V262H84ZM154 260H155V259H154ZM219 260H220V259H219ZM219 260H216L215 263L212 261V262H210V264H211V263H212V264H220V263H219ZM222 260H221V261H222ZM99 261H100V264H102V263H101V260H98L97 263L99 264ZM25 262H26V263H25ZM60 262H61V261H60ZM103 262H104V259H103ZM153 262H154V261H153ZM155 262H156V261H155ZM157 262H159V261H157ZM165 262H166V263H165ZM112 263H113V261H112ZM261 263H262V262H261ZM61 264H62V263H61ZM64 264H67V263L64 262ZM160 264H161V263H160ZM222 264H223V263H222ZM224 264H225V263H224Z\"/></svg>","mask_w":264,"mask_h":264}]
</instances>
